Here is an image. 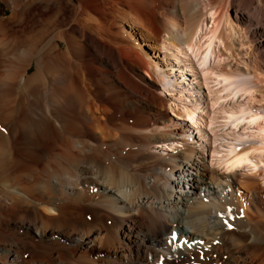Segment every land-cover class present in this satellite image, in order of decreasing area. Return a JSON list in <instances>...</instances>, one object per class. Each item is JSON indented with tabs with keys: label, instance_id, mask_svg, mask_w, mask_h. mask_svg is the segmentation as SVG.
Instances as JSON below:
<instances>
[{
	"label": "bare ground",
	"instance_id": "bare-ground-1",
	"mask_svg": "<svg viewBox=\"0 0 264 264\" xmlns=\"http://www.w3.org/2000/svg\"><path fill=\"white\" fill-rule=\"evenodd\" d=\"M0 1V264H256L264 193L240 171L264 175V109L231 75L264 76V0ZM131 12L181 25H157L154 40L113 32L118 17L146 26ZM206 17L225 18L219 37L228 49L249 43L255 64L216 66ZM168 40L207 86L215 167L128 67L149 70L138 45L159 55ZM184 107L194 125L199 107ZM178 140L174 153L155 151Z\"/></svg>",
	"mask_w": 264,
	"mask_h": 264
},
{
	"label": "rangeland",
	"instance_id": "rangeland-1",
	"mask_svg": "<svg viewBox=\"0 0 264 264\" xmlns=\"http://www.w3.org/2000/svg\"><path fill=\"white\" fill-rule=\"evenodd\" d=\"M8 7L0 1V16L8 14ZM161 12L157 14V19L153 17H148L146 15L140 16L135 14L134 12L128 13L127 18L135 19H142L146 26L144 27L138 26L135 28V26H132L130 22L124 20L122 17H118L116 19L115 27L113 26L111 30L114 32H120V34L128 35L129 32H138V29H142V31L151 37V40L155 38V33H157V25H163L164 22H167L169 25L174 24V20L177 19L178 23H181L180 18H176L172 15H166ZM210 15V14H209ZM208 15V16H209ZM230 17L232 18L231 14L229 13ZM211 16V15H210ZM107 18V17H105ZM110 18V16L108 17ZM207 18V17H206ZM172 19V20H171ZM216 19V17H215ZM107 20V19H106ZM166 20V21H165ZM205 19L203 21L202 28L205 30L209 28V33L206 35L211 36L214 41V47L216 53V66L220 68H226L228 70H247L250 63L255 64V54L253 50H250L249 43L242 42L241 45H235V49H228L225 44V39L219 37V33L226 28L227 21L225 18L221 17L218 20L210 21ZM176 21V22H177ZM169 22V23H168ZM181 25V24H180ZM150 27H152L150 29ZM216 28L217 34L216 36L213 35L210 30L213 28ZM155 29V30H154ZM148 30V31H147ZM153 33H152V31ZM135 35V34H134ZM237 36L239 37V33L237 32ZM241 38V37H240ZM132 44V42H130ZM152 46V43L149 42ZM169 43V44H168ZM142 45V44H141ZM148 45V43H147ZM154 46V45H153ZM155 47V46H154ZM153 48V47H151ZM156 48V47H155ZM140 54L148 53L151 57V65L149 67V70L144 69H135L132 66L128 65L130 70H133L136 72L135 79L143 84H149L150 87L153 86V90L160 96L165 97L168 99L167 105L164 107L160 106L161 111L165 116H169L174 122L180 123L183 125V131L185 132V135L183 138L188 140H194L198 139L200 142L205 145V157H206V163L211 166L215 167V164L212 162V160L209 161V158L207 156V151L209 149L212 150V142H213V133L211 129H209V124L207 125V118L210 114V105H209V92L207 89V86L204 84V80L202 78V75H200L198 69L193 64V61L190 57L185 54L184 50L180 46H173L171 41L168 40L166 43V48L162 49L161 54H155L154 51L150 50V47L143 45L140 47L138 45L137 47ZM236 71V72H237ZM255 74L252 75H246L242 74L241 72L238 75H231L232 78L235 79H248L251 82L250 90L253 93V104L257 108L264 109V92L262 91V88L264 87V76L263 74L256 69ZM258 71V72H257ZM253 82V83H252ZM191 104L193 106L199 107L200 110H198V116L196 123L193 125L190 121L187 120V118L183 115L185 105ZM201 115H204L206 118H203ZM191 125V126H190ZM196 125L199 126V128H196ZM218 123L216 122L213 124V128L217 130ZM120 127V128H119ZM191 127L196 128V130H193ZM117 128V127H116ZM119 129L124 131H129L134 128L131 124H125L122 126H118ZM126 128V129H125ZM200 129V130H199ZM212 139V140H211ZM230 140V136H227V141ZM166 144V145H165ZM155 151L160 152L162 154H171L176 152L177 148L182 149L184 148V143L182 140L174 141V142H162V143H156L154 144ZM212 154V153H211ZM212 159V157L210 158ZM215 164V165H212ZM217 167V166H216ZM219 167V166H218ZM222 167V166H221ZM219 167L221 171L225 172V169L222 167ZM240 171V170H239ZM242 174L250 175L254 174L259 178V184L261 188H263L264 193V175L260 174L258 171H252L243 169L240 171ZM239 188L241 189V192H247L249 189L248 186L245 184V186L241 183H239ZM230 211L226 213V218L230 220ZM256 264H264V249L257 251L256 254ZM263 260V261H262ZM262 263H261V262ZM259 262V263H258Z\"/></svg>",
	"mask_w": 264,
	"mask_h": 264
}]
</instances>
